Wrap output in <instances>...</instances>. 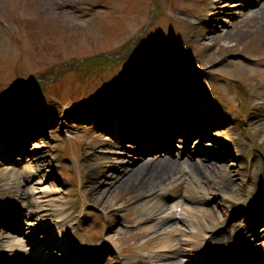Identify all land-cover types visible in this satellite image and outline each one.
<instances>
[{
    "label": "rangeland",
    "instance_id": "1",
    "mask_svg": "<svg viewBox=\"0 0 264 264\" xmlns=\"http://www.w3.org/2000/svg\"><path fill=\"white\" fill-rule=\"evenodd\" d=\"M255 1L0 0V102L4 103V90L10 88L12 81L23 79L39 83L36 85L41 86L40 95L37 93L26 95L25 98H28L26 101L30 100V105L37 106L36 111L40 112L43 117H48V119L53 117L56 119V123H63V126L56 132L59 139L55 144L56 152L52 150L54 144L45 140H37L31 145L37 151V147L41 145L44 149V153L38 152L39 159L44 157L40 166L43 177L39 180L43 186L53 192L55 202L49 205L53 208V212H59V208L64 209L66 204L62 205V201L66 200L71 204V209L67 210L66 214L71 213L72 210H75L76 213V216L72 217V221L76 220L81 212L87 211L92 214L90 222L87 223L85 231L81 235V238L86 242L95 246L104 244L105 240L110 239V245L114 251L120 250L119 248L122 247L127 250L128 257L133 256V259L148 254L147 250L154 248L150 243L151 240L146 244L145 238L132 237L130 235L132 231L130 232L124 227L126 224L138 221V215L143 205L141 200L130 199L129 192L132 191L130 186L121 187L114 194L107 195L102 201L99 198L94 200L88 189L90 183L87 184L86 170L92 168H88V163L84 162L86 146L91 140H96V134L108 136L106 135L107 130L104 131L94 121V126L85 127L81 134L80 129L70 125V121L68 123L62 121L63 119L67 120L77 110L76 107H72L73 101L86 104H94L96 101L100 103L103 101L102 98L110 97L113 92L122 93L133 88L139 89L138 93L142 96L146 93L144 87H155V84L148 81L145 75L143 77L142 74L138 75L141 72H146L148 77H152L154 74H165L169 80L174 81V84L183 85L185 83L184 70L165 72L163 69H155L154 61L151 59L153 56L164 54L165 57L173 60L177 57L185 60L182 56L184 51H187L186 47L191 48L186 52L188 57H192L194 53L201 50L198 59L192 57L188 60V62L191 61L190 65L195 70H209L207 73H200L201 76L194 79L199 90L201 89L200 93L205 92L206 97L209 96V100H211L209 92L210 88H214L215 92L223 99L218 97L230 104V110L227 112L222 105H218L223 109L220 118L223 124L214 128L212 133L214 140L209 138V135L204 139L193 137L189 141L187 150L193 152L197 148L210 149L216 157L212 161L219 163L221 158L217 156L219 154H217L216 144L223 146L226 142L224 146H227V143L232 141L247 156L245 161L252 160L253 162L249 170H245L248 176L243 180L241 179L244 173L240 174L242 168L238 170L232 167L234 172L232 175L228 177L221 175L224 181V191L219 194L217 193L220 187L215 186V184L219 185L218 179L214 180L216 183H213L216 190H214V186H208V184L212 185L215 173H210L207 170L206 179L203 178L202 184L196 179L193 180L192 175H189L190 179L192 178L189 186L196 187L200 195L208 196L201 207L196 206L193 209L198 210V213L209 222L214 208H217L214 207L215 201H219L217 205H221V201L230 205L231 202H227V199H231L233 202L240 199V189L235 194L231 193L235 182L241 181L242 185L246 181L243 185L244 189L252 192L255 188L253 181L261 173V176H264V172L256 166L259 162L264 163L263 155L260 156L257 153L258 149L264 153V145L260 144L264 137V130L255 131L254 134L248 130V127L246 128L248 125L246 121L253 111L264 114V103L255 111V107L261 101L264 102V5L262 8H258L260 1ZM95 4L97 5L95 6ZM213 9L215 10L213 11ZM201 12V18L209 13H217L215 21L209 23L210 27L193 25L192 22L198 20L196 17ZM134 36L136 37L134 44L138 49L137 54L130 62H126V59L116 62L114 66H120L118 69L115 67L112 73L104 71L93 76L88 75V72L87 75L81 77L80 73L84 71L80 72L78 68L76 70L75 65L71 66L75 58L89 56L88 54H105L106 58L111 60L110 63H113L118 54L125 56L128 53L126 46L131 43L130 39ZM98 58V55L94 56L95 60ZM211 62H213L212 65L205 67ZM147 65L148 67H146ZM102 67L109 68V62H103ZM215 81L217 84H214ZM107 99L109 100V98ZM238 100L243 103L244 111L242 114L230 113L231 110L238 108ZM103 105L105 104L103 103ZM253 106L254 108H252ZM46 109H50L51 113L45 112ZM27 110H29V106L26 108ZM2 115L3 113H0L1 117ZM235 117H239V119L231 121ZM252 118L251 122L258 123L257 114H254ZM259 119L263 120L261 116ZM109 120L108 124L105 123L109 126L108 130L118 132L119 123L113 118L112 121ZM65 138L69 148L63 142ZM69 140L72 144L68 143ZM49 144L52 148L46 147ZM177 144V149L182 148V143ZM129 147L128 144H124V149L129 150ZM64 151L71 152V155L68 156L72 159V165L68 164L71 163L69 160H65L66 163L62 170L69 168L73 172L81 159L82 162L78 167L79 170L75 171L70 178L71 185L66 186L58 193L63 185V180L57 177L56 172L59 168L57 167V170L53 164L54 159L61 160L63 155L60 152L64 154ZM96 157L95 155L91 156L89 164L90 166L95 165L96 167L93 168L100 171V159H96ZM125 157L127 158V156ZM125 157H123V162L126 164ZM232 163H236V161L230 159L229 166ZM241 163L244 162L241 160ZM115 168L116 171L122 173L119 167ZM236 171L239 172L238 175L235 174ZM3 173L4 170L0 171V193L2 195L0 204L4 202L3 196L6 192L1 178ZM109 175L110 173L106 179ZM21 180L17 186L24 183ZM138 180L137 184L140 182V179ZM241 185L239 182L240 187ZM29 199L33 202L31 205L33 218V213H36L34 210L37 208V204L41 203L39 201L41 199L34 190L33 193H29ZM42 207L41 203L39 212H44ZM224 214L223 212L221 217ZM52 215L54 217V214ZM109 217H113L115 220L110 226L108 224ZM149 225L153 224L148 222L138 230L147 232L151 237L154 230ZM182 227L185 228L183 225ZM28 228L30 227L28 226ZM114 244L119 247H114ZM112 254L109 252L106 259L111 258ZM175 258L178 256L172 259ZM104 261L105 259L102 262ZM106 264L110 263L106 262Z\"/></svg>",
    "mask_w": 264,
    "mask_h": 264
},
{
    "label": "bare ground",
    "instance_id": "2",
    "mask_svg": "<svg viewBox=\"0 0 264 264\" xmlns=\"http://www.w3.org/2000/svg\"><path fill=\"white\" fill-rule=\"evenodd\" d=\"M259 1L260 3H259L258 8H262L264 5V0H259ZM214 10L215 9H213V11ZM216 14H217L216 12H213L209 16L211 19L214 20ZM211 19L208 21L212 22ZM206 25L209 26L208 23ZM176 117H177V114H175V116L173 117L171 121L172 125L176 123L175 122ZM196 117L197 116H195V118ZM209 122H210L209 126H211L213 124V121L211 120ZM207 127H208V124H205V125L200 124V123L197 124L195 120H193V123L190 126V130H191L190 133L202 135L203 132L208 131ZM179 131H184V129L179 130ZM173 135H174L173 139L176 140L177 131H175ZM143 137H145V133H143ZM161 138L163 139L164 137L161 135ZM179 138L180 140H182L184 136H180ZM137 141L139 142V147L132 152H128V155H131L129 158V163L130 164L133 163L131 167L124 166V165L120 166L121 171L127 168L129 169V173L127 175H122L121 172L114 171L110 173L107 179H106V176H108L109 171L112 170L111 166L114 167V164L119 165L121 163V158L116 157V152L114 151V148L119 146V145H116L118 142H115L114 140H109V142L106 143L107 144L106 146L107 154L103 156L102 163L103 164L108 163V164L102 171L100 170L99 172H97L96 170H92L88 172V179L90 180V184L88 185V187H89V190L91 191V196L93 197L94 200L96 199L98 200L99 198L102 201L105 199L107 195L114 194L121 187L125 188L129 186L132 188V191L129 192L130 199L132 200L140 199L149 191L155 188H159L161 184L165 183V180L177 177V175L182 171V168L178 169V167L180 166L188 167L189 171L192 172L193 177L201 184L203 182V178L206 177L205 173H207V170L210 173H215L214 179L211 178L212 185L208 184V186H214L213 183H216L214 182V180L218 179L220 181L219 185L215 184V186L220 187L219 189L220 192L224 191L223 190L224 181L221 175H223L224 177L226 176L228 177L234 173L232 167L226 164V161L228 160L229 155L222 154L221 162L216 163V161H212L213 159L211 158L212 155L210 152L208 151L202 152L200 150H197V152L200 154V157H201L200 161L193 159V155H190L189 152L183 153L180 159L179 155H176L175 157H173L174 151H172L171 148L167 146L165 151L169 155L163 154L161 157L156 158L152 162V157L155 155L153 153H156V152L151 149L141 150L140 148L141 141L140 139H137ZM146 154H153V155L147 156L145 158ZM136 158H140V159L137 160ZM204 161H207V162H204ZM16 172L17 171L15 169H10L5 173L4 176H2L4 183L9 188L11 187L14 188V191H9V192H11L14 195L16 194L15 199L11 198L9 199L10 201L8 200L10 203V207H12L11 204H14V203H20L24 205V199L26 197H24L23 195L26 193L25 190L29 188L26 186L25 187L22 186V187H19L16 191L15 181H18L19 183V179H20L16 176ZM235 174L238 175V172L236 171ZM138 179H140V182L137 184V182L139 181ZM11 183H13L14 185H11ZM39 183L40 182L36 181V184H39ZM216 187L214 188V190H216ZM36 188H37V191L42 195L43 201L45 202V206L48 205L49 201L51 200L50 198L51 191L41 185H38ZM194 193H195V189H190V188L187 189V192H186L187 201L195 202L198 199L199 196L195 195ZM148 207H149L147 208L148 217L153 218L155 217V215H158V210L161 209L162 206H159V202L153 201L152 205L149 204ZM182 209H183V214L187 215L186 221L183 222L184 224L187 223L186 229L181 228L182 227L181 226L180 228L174 227L171 230H166V227L170 226L167 224L170 221L171 215L165 218H159L157 221L153 223V225L160 226L161 230H163V235L158 237L156 242L158 243L159 247L166 248L167 250H172L173 253L182 252V254H188V255L191 253L193 254L197 252L202 253L203 243L206 242L204 239H205V236L208 235L206 231L208 232V230H211V226L205 224L201 215H199L195 211L193 212L189 208H184V207ZM36 216L38 218V213ZM244 216L245 215H243V217ZM37 220L38 222L42 221V219H37ZM177 231L180 233L176 234ZM220 240L221 238L218 236L213 242H211V244L217 243ZM262 244H263V250L261 249L254 250L253 254L258 253L259 255L264 256V241L262 242ZM70 247L72 248L74 252H76V249L80 250V248H82L83 246H79V244H75V245H71ZM86 251L87 250H85V252ZM74 252H71V254ZM57 256H60V255H57ZM160 256H163V255L160 254ZM137 263L141 264V261ZM61 264H70V262H68L67 258H65L64 262H62Z\"/></svg>",
    "mask_w": 264,
    "mask_h": 264
}]
</instances>
